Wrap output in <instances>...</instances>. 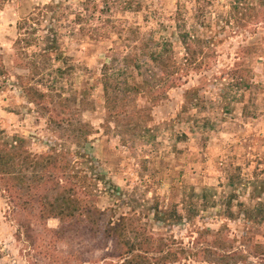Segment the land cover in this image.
Masks as SVG:
<instances>
[{
	"label": "rangeland",
	"instance_id": "1",
	"mask_svg": "<svg viewBox=\"0 0 264 264\" xmlns=\"http://www.w3.org/2000/svg\"><path fill=\"white\" fill-rule=\"evenodd\" d=\"M232 1L0 0V264H128L131 253L118 241L138 253L164 246L165 253L142 259L147 264H222L235 252L260 261L246 240L264 244V225L237 213L264 201V22H229ZM32 15L36 31L21 35L32 45L18 46V23ZM178 23L200 39L202 68L183 71L184 85L164 92L157 105L138 97L119 122L108 123L104 65L118 60L122 67L135 45L167 41L184 62ZM30 61L41 71L32 85L44 92L54 85L69 113L57 100L30 102L21 88ZM238 62L250 90L234 86ZM205 76L200 98L187 103V89ZM139 110L150 116L138 117ZM52 113L65 125L72 118L92 126L71 161L90 177L78 188L79 201L101 211L93 220L50 218L42 210L45 190L56 182L43 166L29 168L26 157L61 149L68 139V131H53ZM124 216L133 227L116 238L107 228Z\"/></svg>",
	"mask_w": 264,
	"mask_h": 264
},
{
	"label": "trees",
	"instance_id": "2",
	"mask_svg": "<svg viewBox=\"0 0 264 264\" xmlns=\"http://www.w3.org/2000/svg\"><path fill=\"white\" fill-rule=\"evenodd\" d=\"M39 14L43 15L41 12ZM249 15L251 16L248 17ZM230 19L233 20L239 28L246 27L256 20L258 22H264V0H259V3L256 5H254V3L246 4L243 0H233L229 12V22ZM31 20L34 22L37 18L33 15L32 17L28 16L18 23L17 28L20 35L17 42L18 46L19 43L27 41L26 37H21L22 31H25L24 35L34 34L36 31L37 22L31 23ZM185 28L186 27L178 23V36L180 42L187 51L184 62L176 55L173 43L167 41L157 44L142 42L140 45H135V53H130L124 58L122 67H118L120 65L118 60H113L110 64L104 65L102 70V83L108 123L111 121L119 122L122 118V114L129 112L128 108L134 105L137 106L138 97L146 98V101L153 106L157 105L163 100L164 92L166 93L167 91L184 85L182 81L183 76L181 75L183 71L190 70L193 64V68L196 70L202 68V65H198L196 62L197 56L204 52V47L196 42L200 39L196 38L192 32ZM34 41H37V38ZM26 43L27 46L32 45L28 41ZM251 48L255 49L253 45H251ZM50 49L51 48L43 49L42 52L45 54L47 50ZM144 56H148L151 63L144 60ZM29 63L30 65L28 68L30 70V75L21 78V88L25 95L29 96L30 102L36 105H42L48 101L55 102L57 100L58 104H62V114L69 113L66 107L69 100L63 99L62 96L57 97L54 95V85H51L50 90L46 92L32 85V81L38 78V76L40 77L41 71L37 62L30 61ZM243 65L242 62H238L233 67L231 72V75H233L232 80H235V87L250 90L253 83L250 81L251 77L249 76V72ZM144 69L145 71L142 73ZM56 71L62 74L61 68H57ZM139 75L142 76L140 79L137 77ZM207 80L208 77L205 76L201 79L200 85L187 89L185 93L187 103L192 104L195 100L200 98L199 93L202 88L207 86ZM136 115L142 118L150 116L149 114H144L143 110H139ZM62 116L63 115L59 114L57 117L60 119L56 121L54 113L49 115V123L52 124L55 122L54 124H56V127L52 128L54 132L61 129L69 132L68 139H62L63 141L59 143L61 149L57 147V144L52 148L50 153H45L41 156L30 154L26 158L30 164L29 168L35 171L39 169V166H43L47 172L51 173V176H54H50L49 178L53 179V182H56V187L45 190L47 192L43 195L41 200L42 210L46 211L48 217L74 218L77 216L78 218L88 217L93 220L101 211L92 206L89 207L87 204H82L81 201H79L80 190L78 188L79 185H85L90 180V177L79 168L78 162L75 163L71 161L78 153V151L74 149V145L82 146L87 143L90 140V136L93 134V129L89 123L84 121H79L75 124L72 118L68 119V124L65 125L66 119ZM67 127H70V129H66ZM1 175L6 181L12 182L11 179L5 178V176L9 177V173L4 172ZM240 206L241 208L237 213L238 218L244 216L246 221L253 226L264 225V201L249 205L242 204ZM232 217L237 218L236 215H232ZM178 218L181 219L182 216L179 215ZM111 223L112 225H110L107 230L112 231L113 236L116 238L120 236L123 237V232H126L128 226L131 228L133 227V224H130V220L125 216ZM246 242L249 245L252 243L253 247H257L254 249V255L257 254L254 257L259 258L260 261L254 263L250 260L249 255L244 254V252H235L224 257V262L222 264H238V261H241V264H264V244H255L253 239L248 238ZM118 244L128 247L125 249L127 254L131 253V256L127 259L128 264H147L144 260L148 258V254H152L153 252L165 253L164 246L154 251L149 248H143L140 249L143 252L138 253V251H135L137 250L135 244L130 246L128 242L121 243L119 241ZM238 255L240 257L239 260L237 259ZM165 258L169 259L168 256H165ZM221 260L223 261V257Z\"/></svg>",
	"mask_w": 264,
	"mask_h": 264
}]
</instances>
